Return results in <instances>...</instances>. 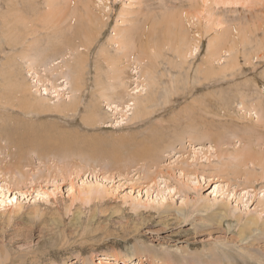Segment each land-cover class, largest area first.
Listing matches in <instances>:
<instances>
[{
	"label": "rangeland",
	"instance_id": "obj_1",
	"mask_svg": "<svg viewBox=\"0 0 264 264\" xmlns=\"http://www.w3.org/2000/svg\"><path fill=\"white\" fill-rule=\"evenodd\" d=\"M11 1L0 0V263L264 264L263 170L257 166L259 174L249 181L245 174L231 175L222 164L203 172L208 160L200 159L206 154L202 148L217 144L234 149L241 143L264 151V129L233 118H241L243 107L257 101L256 92L264 96V52L249 59L240 55L241 66L233 75L208 81L195 75L207 59L209 41L219 39L231 23L247 22L252 29L247 50L254 49L255 40L264 42V0L205 1L194 25L186 20L184 26L192 34L210 31L201 39L200 52L182 65L173 51L178 26L153 24L152 34L140 14L151 6L158 12L187 6L190 0H92L101 23L84 55L82 103L65 113L33 110L37 104L26 97L27 90L38 93L37 74L42 88L52 87L51 82L61 86L64 80L55 71L64 58L52 64L81 45L85 23L80 21L74 37L66 30H47L35 15L25 30L9 6L31 14L38 4L44 1L48 8V3ZM77 2L70 1L72 6ZM138 20L145 27L133 32ZM132 32L144 48L156 42L157 104L154 113L117 124L124 114L116 109L133 96L138 75L123 54L126 86L119 91L127 94L120 100L111 91L119 85L112 78L115 67L100 49L109 44L115 50L110 35L118 41ZM30 53L45 63L31 66ZM174 77L177 87L167 95ZM249 78L257 86L248 87ZM221 93L233 100L228 115L209 97Z\"/></svg>",
	"mask_w": 264,
	"mask_h": 264
},
{
	"label": "bare ground",
	"instance_id": "obj_2",
	"mask_svg": "<svg viewBox=\"0 0 264 264\" xmlns=\"http://www.w3.org/2000/svg\"><path fill=\"white\" fill-rule=\"evenodd\" d=\"M70 1L71 0H46V5L48 3L47 6L48 8L44 7V1H43L41 5L38 4L36 8L35 7L33 8L34 11L31 12V14H28L24 11L18 12V8H16V6H13L9 2L11 4L9 7L10 8L12 7L10 10H14L15 11L14 14L17 13L18 18L22 23V25L24 26L25 30L28 29V23L35 15L39 18L40 21H42V24L44 25V27L47 28V30L53 29L56 30V32H59V29L62 31L66 30L74 37H76V35L79 34L80 21L81 24L85 23L84 27L86 34H82V37L80 36L81 45L74 46V48L72 49V51H70L69 54L60 57V62L58 61L56 62L57 64L55 63L52 64V65H58L59 63L63 62L62 58H64V62L61 65H59L60 67L59 70L56 68H55L56 71L54 70L55 72L60 71L61 73L60 78L64 80L63 82H60L62 83L61 86L56 87V85H54L50 81L52 85V87L50 88L52 89L45 86L42 88L41 77L37 74V79L33 80V82L35 83V85L38 86V93L33 95L31 90L29 91L26 89L27 90L26 97L35 100L37 104V106H32L35 107V109L33 110L43 111L45 113L47 112L65 113L71 110L77 111L79 109L78 108L79 104L82 103L80 98L81 97L80 92L85 87V83H84L85 81H83V77L85 76V72H86V60L84 59L85 58L84 55L89 51V47H90L89 45L92 44V37L94 36L96 30L95 26L100 22L97 20L100 19L98 17L97 19L94 14L95 11L93 10L94 6L93 7L91 6L93 4L92 0H79V2H77L79 4L76 6H72ZM205 1L207 2L208 0H190L189 5L181 6V7H176V6L166 7L163 4L166 8L163 7V9H160L159 12L158 10L156 11L153 8H151L152 7L151 6L150 8L147 7L144 10L145 12L140 14L143 15L142 18H145L144 23L151 24L152 34L155 33L153 24L158 25L159 23L167 22V24L178 26L180 35L177 34L175 36L176 42L173 51L177 55V58L179 59V63L181 65L187 62L188 56H196L200 52L201 39L204 36L205 32L210 31V28H205L206 31L204 30V28H202L203 31L200 30V32L192 34L184 26L186 20L189 24L195 21V18L199 19L200 12L198 11H201V9H205V5H206ZM11 2H14L15 5L18 3V0H12ZM202 3H204V7L200 8L202 7ZM70 18L72 20L66 24L67 20H69ZM75 22H77L78 24H75ZM140 24L141 21L138 20L133 32H137V30L144 25V24L141 25ZM149 24L148 26H150ZM192 24L194 25V22ZM200 24H201V19H200ZM249 24L252 25V23ZM233 25L234 26H232L231 23L229 25V29H227L226 31L224 30L225 32L221 33L219 39L216 40L217 37H214L209 41L207 45L208 51L206 52L207 59L204 62V64H201L196 69L195 75L198 81L212 80L215 79L216 76L220 77L228 73L233 75L237 71V69L241 66L240 55L242 57V54H244V57L249 59L253 54L256 55L258 53L261 54V52H264V42L262 39L255 40L256 44L254 45V49L252 51L246 49V42H248V39H250V35L252 34V29L249 27L247 22L241 24L234 23ZM201 26H203V24H201ZM161 27L163 26L160 25V28ZM166 29H167L166 32H168V28ZM171 31L173 30L170 29L169 32ZM234 31L236 32V34H234ZM133 32L130 34L125 33L124 36L122 35L119 36L120 39L118 41H116V39L114 40L115 34L110 35L111 37L108 38L112 40V43L115 45V50L110 49L108 43H107L108 45L105 48L103 46L100 49V52L102 53V55L105 56L106 60L115 67V72L112 78L115 81L119 80V85L117 84L112 85L111 91L112 94L118 96L120 100L125 98V95L123 94L125 90L119 91V87L124 89L126 86L124 80H121L123 79L122 75L124 73V69L126 68V65H123L122 62L123 54L124 56L129 55L128 63H131V65H133L132 66L133 72L136 74V76L138 75L135 78L136 85L131 93L133 96L132 97L129 96V99H127L126 101L127 103L123 102L124 104L123 107H119V106L117 107V105L109 104L113 107H117L116 111H120L124 114L121 115V118H119V120H117V124H124V121L129 118H131L130 120L133 121L137 119L139 120L140 118L142 119L146 115L154 113L155 104H157V98H156L157 91L153 92V89L155 87L158 88L159 79H160L157 78L158 76L155 66V62L157 61V57L159 56V53L156 49V42L155 40H152V43L151 41H148V43L151 44L146 48H144L142 46V43L138 42L137 34H133ZM173 32L175 33L176 30ZM142 33L143 32L141 30L140 35ZM120 34L121 33H118L117 35ZM146 35L148 34L146 33ZM244 47L246 50H244ZM73 54L76 55V57L73 56L71 59L70 56ZM261 57H263V55ZM28 58L31 59L32 62L31 66L34 65L37 67L41 62H44V59H41L38 54L37 56H33L32 53H30L28 55ZM72 60H76V62ZM131 60L132 62H130ZM29 62L28 64H30ZM33 68L30 67L31 70ZM33 72L35 73V71ZM189 75H191V73ZM177 83H178L177 77L171 78L169 80L168 89L167 91H165L167 92V95H172L174 93V90L177 87ZM245 83L249 84L248 87L257 86L255 80H252L250 78L247 79ZM50 92L54 93L52 98L49 97ZM255 96L258 97L257 101L252 103L251 107H243L245 109L244 110L245 114H242L240 116L241 118L239 117H233V118L237 122L240 120L243 122L245 120H249L250 122H252L251 124L255 128H259V131L262 132L261 129H264V96L262 94V91L256 92ZM108 97H112V95ZM165 97L166 96H164V98ZM209 97L215 103H219L221 107L224 109V114L228 115V113L230 112V108L233 104V100H231V98L225 96L224 93H221L219 96L214 94L209 95ZM29 104H31V102ZM38 108L40 109L38 110ZM109 108L112 109V107ZM247 111H249V113ZM260 137L262 143L264 144V135H261ZM217 145L220 147L219 151H218L219 147L215 148L214 146H208L206 148H202V149H206V154L205 152L202 151L201 148H194L196 153L203 152V156H201L202 158L200 159L206 158L205 160H208V164L206 161H205L206 164H202L203 172H206L207 171L206 169H209V171L210 169L215 170L214 168L215 166L222 164V166L227 167L231 175L236 176L238 174H242V175L245 174V178H247L249 181H251L250 179H252L253 176L257 177L255 176V174H259L258 173L259 171L257 172V170L255 169L257 166L261 167L263 172L261 171L260 173L264 175V151L254 149L250 145H245L241 143L238 145L239 146L238 148H234V149L225 148L219 144ZM209 153L212 155V156L210 155L211 157L208 156ZM211 158H213V160ZM21 175L24 176L23 174ZM211 175L212 174H210L209 177L212 178ZM22 176L19 177L22 178ZM202 178L204 180L208 179L203 176ZM251 225H256V224L251 223ZM126 257L129 260H131L132 258L131 255H128Z\"/></svg>",
	"mask_w": 264,
	"mask_h": 264
}]
</instances>
